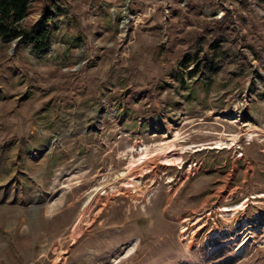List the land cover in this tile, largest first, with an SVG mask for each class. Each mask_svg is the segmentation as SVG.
<instances>
[{"label": "rangeland", "instance_id": "rangeland-1", "mask_svg": "<svg viewBox=\"0 0 264 264\" xmlns=\"http://www.w3.org/2000/svg\"><path fill=\"white\" fill-rule=\"evenodd\" d=\"M59 2L0 41V264H264V5Z\"/></svg>", "mask_w": 264, "mask_h": 264}, {"label": "trees", "instance_id": "trees-1", "mask_svg": "<svg viewBox=\"0 0 264 264\" xmlns=\"http://www.w3.org/2000/svg\"><path fill=\"white\" fill-rule=\"evenodd\" d=\"M37 0H0V41L8 43L15 41L19 46L30 42L31 50L37 52L49 44L48 33L44 30L33 31L32 23L24 20L33 10H40V20L45 24L48 20L56 18L62 3L60 0H43L37 5ZM240 3L245 0H238ZM258 4L264 5V0H254ZM210 32V31H209ZM208 32V33H209ZM218 38H211L210 46L214 49L211 54H207L203 61L197 62L196 67H200L202 74L200 79L207 82L210 79L211 71H215L227 53L222 49ZM212 41V42H211ZM253 53H255L253 51ZM231 59L239 58L238 53L229 49ZM242 58V57H241Z\"/></svg>", "mask_w": 264, "mask_h": 264}, {"label": "bare ground", "instance_id": "bare-ground-1", "mask_svg": "<svg viewBox=\"0 0 264 264\" xmlns=\"http://www.w3.org/2000/svg\"><path fill=\"white\" fill-rule=\"evenodd\" d=\"M127 21V16L126 15H123L122 17H121V19H120V25L121 26H123L124 24H125V22ZM220 144L219 145H217V147H215V148H218V147H220V146H225L224 145V143H222V142H219ZM144 154V153H143ZM147 154V153H146ZM144 156V155H143ZM145 157H146V155H145ZM164 160L167 162V161H169L166 157H164ZM127 184L130 186V187H132L133 186V184L131 183V182H127ZM127 185V186H128Z\"/></svg>", "mask_w": 264, "mask_h": 264}]
</instances>
